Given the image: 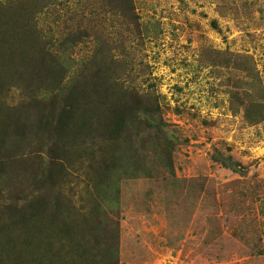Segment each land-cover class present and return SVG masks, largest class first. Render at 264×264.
I'll return each instance as SVG.
<instances>
[{"label": "rangeland", "instance_id": "374dc122", "mask_svg": "<svg viewBox=\"0 0 264 264\" xmlns=\"http://www.w3.org/2000/svg\"><path fill=\"white\" fill-rule=\"evenodd\" d=\"M18 1L26 4L18 27L32 33L12 34L10 61L0 54V220L59 202L53 221L38 219L36 242L65 264L75 254L103 264H264V0ZM65 37L70 49L56 53L70 68L43 57ZM91 59L117 89L159 107L175 136L172 173L144 153L130 125L119 145L105 144L103 132L62 128L64 102ZM79 145L89 151L82 166ZM103 145L135 149L137 175L128 163L115 171V194L92 185ZM12 182L24 200H9ZM113 236L115 259L106 253Z\"/></svg>", "mask_w": 264, "mask_h": 264}, {"label": "trees", "instance_id": "16d2710c", "mask_svg": "<svg viewBox=\"0 0 264 264\" xmlns=\"http://www.w3.org/2000/svg\"><path fill=\"white\" fill-rule=\"evenodd\" d=\"M23 1L27 2V0ZM52 5V3H48V9H51ZM25 9L26 4L18 0H16V2L12 1V4L8 7H0V15L4 17L6 16L3 19L0 18V26L3 27V34L5 36L4 40H0V48L4 43H7L4 50L0 49V54L5 55L8 61L12 59L11 55L15 52L14 46L12 45V34L15 37H20L23 33L28 39H31L32 32L29 27H25L24 29L18 27L20 20L23 18ZM5 12L14 13L16 18H10L11 15L7 16ZM67 39L68 37L62 38L56 50L48 48L47 52L43 54V57L47 54L50 56H58L60 57L61 65L64 64V66L70 68V66L63 62V56L56 53L57 50L69 47V44H67L66 41ZM69 41L71 47L75 48L77 41L72 38H70ZM18 50L19 53H21L20 56L22 57V60L25 61L21 47ZM40 51L42 52V50H39V57L36 59L40 58V56L42 57ZM89 64H91V67H86L88 73H83V75H81L76 88L70 92L64 102L63 115L65 116V119H63L62 128L68 131L69 128L73 127V132L79 135V137L88 132H103L102 137L105 144L119 145V140L122 134L124 141L125 138L130 137L128 131V125H130V130L133 135L141 138L140 141H142V148L145 150L144 153L150 154L151 152L157 160L161 162L163 161L161 167L169 169L172 173L171 154L175 145V136H172V132L166 129L167 125L160 117L159 107L155 106L153 109L144 107L143 104L146 101L144 94L117 89V87L114 86L113 79L109 77L107 78L104 70L101 67L96 66L94 62H92V59L91 63H88V65ZM92 65L94 66L93 68H95L94 70ZM92 91H94L93 95L91 93ZM151 100L155 101L153 98H151ZM135 129H137V133ZM143 136H145V138H143ZM125 142L127 143V141ZM81 144H83V142H81ZM80 146L81 145H79V147ZM117 148L116 145V149ZM79 150L85 151L77 153L76 155V158L78 159L77 162L82 166L88 161L89 151L87 148H82V146ZM112 150H109V147L105 150V146H102L101 151L106 152L101 154V158L98 162L99 165L96 169L98 173L92 180L94 189L98 192L102 191L103 195L106 192L116 193L118 180H120L122 176H119L115 171L125 167L127 163L131 168H134V165L136 164L135 149L131 145L129 151L126 152L127 154H124L120 147L117 153H113L114 151ZM124 169L128 170V168ZM136 169L137 168H134V172L130 174L131 176L137 175ZM143 174L144 176L150 175L147 171L143 172ZM125 177H129V175ZM43 184L51 185L45 182ZM10 186L9 200L19 202L25 199V196H20L18 190L19 186L15 182L10 183ZM4 198L5 197L2 196V199ZM109 201L112 206L116 205V200L114 201V199H110ZM44 204L45 203H38L36 205L28 206V208H26L27 215H11L10 221H3L4 219L0 220V264H39V260L45 261V258L49 259L48 264H65L66 261H63L61 256L53 254L49 257L47 254V248L46 254L42 252L40 248L47 245L45 242H42L39 246L37 245L36 238L43 235L42 233L40 234L37 232L41 226L38 219H44L45 216H49L53 221L54 210L55 215L59 211V207H57L59 202L55 203L53 209L44 207ZM98 207V205H95V209ZM15 208H17V205L10 207V210H15ZM45 221L47 220L45 219ZM68 228L69 226H67L66 229V237L71 241H77L76 237L71 236V234H74ZM24 231H30L31 237L34 239L21 238L20 234ZM113 232L114 230L112 233ZM62 233L63 232H58L57 237L63 235ZM105 241L106 246L110 247L107 249L106 253L114 259L118 258L117 237H111V241L105 238ZM77 246H83L85 248L80 239H78ZM63 257L65 258L67 256ZM69 260L75 261L73 264L104 263L98 261L91 254H75L70 256Z\"/></svg>", "mask_w": 264, "mask_h": 264}]
</instances>
